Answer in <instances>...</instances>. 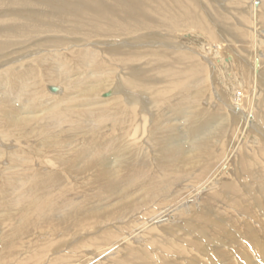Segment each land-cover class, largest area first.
<instances>
[{"label":"bare ground","instance_id":"1","mask_svg":"<svg viewBox=\"0 0 264 264\" xmlns=\"http://www.w3.org/2000/svg\"><path fill=\"white\" fill-rule=\"evenodd\" d=\"M0 264H264V0H0Z\"/></svg>","mask_w":264,"mask_h":264},{"label":"rangeland","instance_id":"2","mask_svg":"<svg viewBox=\"0 0 264 264\" xmlns=\"http://www.w3.org/2000/svg\"><path fill=\"white\" fill-rule=\"evenodd\" d=\"M102 96H103V94H102ZM104 97V96H103Z\"/></svg>","mask_w":264,"mask_h":264}]
</instances>
